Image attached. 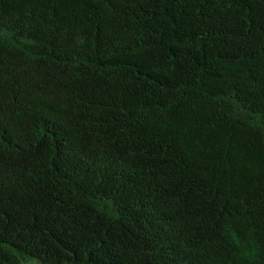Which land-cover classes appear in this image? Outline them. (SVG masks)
<instances>
[{"label":"trees","instance_id":"16d2710c","mask_svg":"<svg viewBox=\"0 0 264 264\" xmlns=\"http://www.w3.org/2000/svg\"><path fill=\"white\" fill-rule=\"evenodd\" d=\"M264 264V0H0V264Z\"/></svg>","mask_w":264,"mask_h":264},{"label":"rangeland","instance_id":"374dc122","mask_svg":"<svg viewBox=\"0 0 264 264\" xmlns=\"http://www.w3.org/2000/svg\"><path fill=\"white\" fill-rule=\"evenodd\" d=\"M25 264H39V263L37 261L30 260V261L26 262Z\"/></svg>","mask_w":264,"mask_h":264}]
</instances>
